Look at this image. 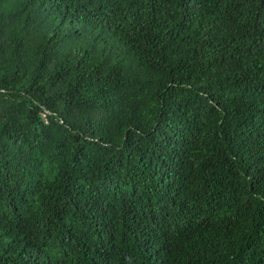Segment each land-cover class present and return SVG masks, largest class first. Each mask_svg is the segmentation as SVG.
Listing matches in <instances>:
<instances>
[{
    "label": "trees",
    "instance_id": "1",
    "mask_svg": "<svg viewBox=\"0 0 264 264\" xmlns=\"http://www.w3.org/2000/svg\"><path fill=\"white\" fill-rule=\"evenodd\" d=\"M0 264H264V0H0Z\"/></svg>",
    "mask_w": 264,
    "mask_h": 264
}]
</instances>
